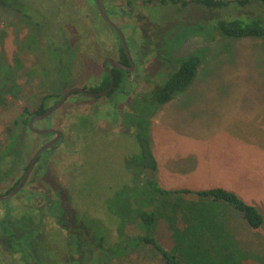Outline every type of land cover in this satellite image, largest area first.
Wrapping results in <instances>:
<instances>
[{
    "label": "rangeland",
    "instance_id": "rangeland-1",
    "mask_svg": "<svg viewBox=\"0 0 264 264\" xmlns=\"http://www.w3.org/2000/svg\"><path fill=\"white\" fill-rule=\"evenodd\" d=\"M22 1L30 17L0 3V166L7 167L0 194L22 176L19 162L26 165L50 137L30 134L15 122L29 116L25 108L33 112L47 94L53 96L49 107L75 85L96 87L102 60L117 58L120 48L91 0ZM111 1L118 10L112 18L132 43L137 75L149 84L139 80L116 103L71 94L49 118L63 132L62 140L9 203L14 211L58 203L76 215L68 264H162L152 248L129 238L150 234L173 250L183 225L174 198L150 194L140 185L134 133L144 124L161 187H223L256 206L264 218V35L229 37L201 20L164 26L162 39H156L151 21L170 18L167 9L155 7L149 14L137 7L128 18L124 0ZM191 55L202 56V62L187 89L144 110L140 95ZM21 142L27 144L22 158L6 159ZM144 210L156 213L149 227L137 217ZM215 212L234 239L229 251L236 264H264V221L254 230L230 207Z\"/></svg>",
    "mask_w": 264,
    "mask_h": 264
},
{
    "label": "trees",
    "instance_id": "trees-1",
    "mask_svg": "<svg viewBox=\"0 0 264 264\" xmlns=\"http://www.w3.org/2000/svg\"><path fill=\"white\" fill-rule=\"evenodd\" d=\"M0 3L4 7L13 6L30 17L28 8H26L27 12L22 9L24 4L22 0H0ZM124 6L128 18L134 17L137 7L148 11L149 14L155 7L167 9L170 12L168 19H157V22L152 19L154 26L151 30L156 39H162L164 34L161 30L164 26L190 22L197 24L201 20L210 22L220 34L229 37L264 35V0H124ZM119 62L128 65L127 56L121 45ZM201 62L202 56L199 55H191L183 59L171 75L144 93L145 99L155 105L166 103L173 94L187 89L196 76ZM112 72L115 87L108 97H111L120 87L124 76L122 70L112 69ZM101 79L98 87L90 91H100L109 85L108 74ZM51 97L53 96L50 94L43 96L33 112L28 111L27 108L25 112L29 116L44 112L46 102ZM27 120L28 117L22 115L15 122L25 124ZM142 130L140 127L134 133L138 146V166L143 175L140 185L150 194L174 198L178 203L183 227L177 230L173 250L164 247L156 237L150 234H138L131 238L127 236V238L138 245L152 248L162 264H236L233 259L234 254L229 251L235 248L234 239L226 229L225 219L215 212V209L225 206L234 209L242 214L248 226L254 230L263 224L264 218L261 211L243 200L234 191L223 187L198 190L161 187L156 178L158 162L151 142ZM26 145L23 142L18 143L7 153L6 159L7 157L11 161L21 159ZM20 162L18 167L23 172L27 165ZM6 168L0 166L2 179L6 174ZM21 177L12 182L6 193L18 184ZM184 195H193L197 200L185 201ZM2 203L4 208L0 211V264H68L76 215L68 214L67 209L58 203L56 207L50 204L42 207L31 205L22 211H14L9 201ZM137 215L140 223L147 227L156 221V213L153 210H144ZM122 239H124L123 235H120V240ZM124 245L128 248V244Z\"/></svg>",
    "mask_w": 264,
    "mask_h": 264
},
{
    "label": "flooded vegetation",
    "instance_id": "flooded-vegetation-1",
    "mask_svg": "<svg viewBox=\"0 0 264 264\" xmlns=\"http://www.w3.org/2000/svg\"><path fill=\"white\" fill-rule=\"evenodd\" d=\"M89 1L90 0H86V3H88L89 4ZM93 3H94V5H95V9H96V11H97V13L99 14V12H98V9H97V6H96V3H95V0H91ZM101 3H102V5H103V7H104V9H105V11H106V13H107V15L109 16V18L115 23V24H117L114 20H113V18H112V14L114 15V14H116V12L118 11L117 10V8H116V6H115V4H113L112 3V1L111 0H101ZM99 16H100V14H99ZM100 18H101V21L104 23V24H106L107 26H108V28L111 30V32H112V34H114V35H116L117 36V34H116V32H114V29L112 28V27H110L103 19H102V17L100 16ZM118 25V24H117ZM119 26V25H118ZM120 28H121V30L123 31V29H122V27L121 26H119ZM124 33V32H123ZM124 35H125V33H124ZM118 37V36H117ZM125 37H126V35H125ZM119 39V38H118ZM126 39H127V42H128V46H129V52H130V55H131V57H132V60H133V62H134V68L133 69H131V70H123V69H119V70H122V71H124V76H123V81H121V83H120V87L117 89V90H115V93H113V95L111 96V97H108V94L114 89V87H115V82H114V74H113V72H112V69H117V68H114V67H111V65L109 64V63H106V67H107V70H109L110 71V73L111 74H109V72L107 71V70H104L103 68H102V76H104L105 74H108L109 75V77H110V83H111V75L113 76V82H114V86H113V88L111 89V91H109L106 95H103V96H98V97H104V98H106L107 100H109L110 102H112V103H116L117 102V100L118 101H121L123 98H125L126 96H129L132 92H133V89L134 88H136L137 86H138V84H139V80H141V81H146V79L144 78L145 76H141V75H139V77H138V75H137V72H138V69H139V64H137V62H135V60H134V58H133V54H132V51H131V49H132V47H131V45H132V43H131V41H129L128 40V38L126 37ZM119 43H120V40H119ZM130 43V44H129ZM120 45H121V43H120ZM121 47H122V45H121ZM123 49V48H122ZM124 51V50H123ZM119 55H120V48H119V53H118V56H117V58H113V57H111V56H108V57H110V58H113L115 61H117V62H119ZM108 57H105L104 59H106V58H108ZM189 57V56H188ZM103 59V60H104ZM102 60V61H103ZM127 60H128V58H127ZM121 63V62H120ZM124 64V63H123ZM126 65V64H125ZM127 66H130V62L128 61V65ZM101 67H102V62H101ZM174 72V71H173ZM172 72V73H173ZM171 73V74H172ZM170 74V75H171ZM102 76H100V78H99V80H98V83H97V85H96V87H98V85H99V83L102 81V79H101V77ZM169 76V75H168ZM139 78V79H138ZM166 79V78H165ZM164 79V80H165ZM147 82V81H146ZM110 83H109V85L105 88V89H103V90H106L109 86H110ZM148 83V82H147ZM149 84V83H148ZM151 85V84H150ZM75 86H80L81 88H85L84 90H87V91H90V89H92V88H87L86 86H83V85H75ZM156 86V85H155ZM74 87V86H73ZM96 87H93V88H96ZM72 88V87H71ZM152 89V88H151ZM150 89V90H151ZM103 90H100V91H103ZM149 90V91H150ZM100 91H90V92H100ZM76 93V92H75ZM79 93V92H78ZM81 94V93H80ZM82 96H84L83 94H81ZM140 95V94H139ZM145 96V95H144ZM143 95H140V99H144V101L143 100H139V103H141V102H144V104H145V106H144V110L145 109H148L149 108V105H152L151 103L150 104H148L149 102L145 99V97H144ZM69 97H71V95L69 96ZM68 97V98H69ZM86 97V96H85ZM98 97H92V98H98ZM60 98V97H59ZM58 98V99H59ZM67 98V99H68ZM88 98H91V97H88ZM66 99V100H67ZM65 100V101H66ZM58 101V100H57ZM57 101H55L52 105H54ZM64 104V103H63ZM62 104V105H63ZM51 105V106H52ZM50 107V106H49ZM49 107H46V110L49 108ZM60 109V108H59ZM58 110V109H57ZM56 110V111H57ZM56 111H54V112H52L50 115H48V116H46V117H44V118H42V119H35L33 122H32V126L34 127V128H37V129H42V128H50V127H52V123H51V121L49 122V118L53 115V113H55ZM32 115H30V116H28V120H27V123H23V126H24V129H25V131L26 132H30V134H33V135H36L37 137H47V136H41V135H49L50 137H49V139H47L45 142H43L42 144H44V143H46V142H48L49 140H51L54 136H55V134L54 133H51V134H36V133H34V132H32L31 130H30V128H29V119H30V117H31ZM46 121V122H45ZM42 123H45V127L43 126V125H41ZM142 127V129L144 128V124L141 126ZM52 128H54V127H52ZM56 129H58V128H56ZM60 130V129H59ZM62 132V131H61ZM62 138H63V132H62V136H61V138L55 143V144H53L51 147H49V148H47L45 151H43L42 153H41V155H39V157L37 158V160H36V162H35V165H34V167H33V169L35 168V166H37V164H39L38 162L40 161V159L41 158H45L44 160V162H43V165L45 166V164L49 161V158H50V155L54 152V150H55V148H56V146L60 143V141L62 140ZM41 144V145H42ZM40 146V145H39ZM38 146V147H39ZM37 147V148H38ZM36 148V149H37ZM35 149V150H36ZM34 150V151H35ZM33 155V154H32ZM32 157V156H31ZM31 157H30V159H31ZM30 159H29V161H30ZM29 161H28V163L26 164L27 166H28V164H29ZM40 165V164H39ZM27 166H26V168H27ZM33 169H32V171H33ZM26 170V169H25ZM25 170L23 171V173H22V177H23V174H24V172H25ZM32 171H31V173H32ZM31 173H30V175H31ZM30 175H29V177H30ZM21 177V178H22ZM21 180V179H20ZM28 180H29V178H28ZM28 180H27V182H28ZM27 182H26V184H27ZM26 184L24 185V187L21 189V191H19L17 194H19V193H21L22 192V190H24V188H25V186H26ZM14 188V187H13ZM12 188V189H13ZM6 193V192H5ZM5 193H3V194H5ZM16 194V195H17ZM15 196V195H14ZM13 196V197H14ZM12 198V197H11ZM10 198V199H11ZM0 201H9V199H7V200H0Z\"/></svg>",
    "mask_w": 264,
    "mask_h": 264
},
{
    "label": "water",
    "instance_id": "water-1",
    "mask_svg": "<svg viewBox=\"0 0 264 264\" xmlns=\"http://www.w3.org/2000/svg\"><path fill=\"white\" fill-rule=\"evenodd\" d=\"M95 3H96V6H97V9H98V12L100 14V16L102 17V19L110 26L114 29V32H116L119 40H120V43L122 45V48L124 50V53L126 54L127 58H128V61L130 62V66H127L123 63H120V62H117L115 61L113 58H106L102 61V68L104 70H107V67H106V63H109L111 65V67H114V68H117V69H123V70H131L134 68V62L132 60V57L130 55V52H129V46H128V42H127V39L123 33V31L121 30V28L115 24L110 18L109 16L107 15L102 3H101V0H95ZM110 73L109 70H107ZM114 86V82H113V76L111 75V83H110V86L106 89V90H103V91H100V92H90V91H87V90H84L83 88H81L80 86H74L72 88H70L69 90H67L64 94H62L60 96V98L58 99V101L50 106L47 110H45L44 112L40 113V114H33L30 119H29V128L32 132L36 133V134H51V133H54L55 136L49 140L48 142L40 145L34 152H33V155L29 161V164L23 174V177L21 178V180L18 182V184L12 189L10 190L9 192L5 193V194H0V200H7V199H10L11 197H13L14 195H16L19 191H21V189L24 187V185L26 184L28 178H29V175L35 165V162L37 160V158L39 157V155H41V153L43 151H45L47 148L51 147L53 144H55L62 136V132L61 130L59 129H56V128H42V129H37V128H34L32 126V122L35 120V119H42L48 115H50L52 112L56 111L57 109H59L62 104L65 102V100L73 93L75 92H79L81 94H83L84 96L86 97H98V96H103V95H106L109 91H111V89L113 88Z\"/></svg>",
    "mask_w": 264,
    "mask_h": 264
},
{
    "label": "crops",
    "instance_id": "crops-1",
    "mask_svg": "<svg viewBox=\"0 0 264 264\" xmlns=\"http://www.w3.org/2000/svg\"><path fill=\"white\" fill-rule=\"evenodd\" d=\"M158 167H159V165H158ZM157 170H158V168H157Z\"/></svg>",
    "mask_w": 264,
    "mask_h": 264
}]
</instances>
